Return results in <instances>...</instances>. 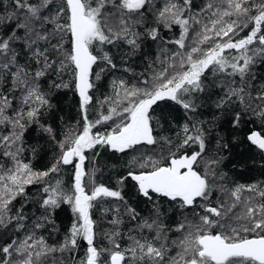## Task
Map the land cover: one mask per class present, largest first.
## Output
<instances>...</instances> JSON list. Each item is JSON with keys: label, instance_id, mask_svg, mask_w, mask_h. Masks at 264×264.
I'll return each mask as SVG.
<instances>
[{"label": "snow or ice", "instance_id": "1", "mask_svg": "<svg viewBox=\"0 0 264 264\" xmlns=\"http://www.w3.org/2000/svg\"><path fill=\"white\" fill-rule=\"evenodd\" d=\"M145 40L158 48L146 70L113 79L110 92L96 97L105 67H117L106 46H126L134 56ZM258 64L264 0H207L197 10L193 0H11V10L0 13V264H264V180L233 182L220 169L227 144L210 149L199 121L166 134L175 110L160 106L171 101L192 121L217 87L214 106L236 109L233 127L242 116L259 122L261 130L246 139L264 155ZM69 88L79 98L76 126L57 131L41 123L50 93ZM34 123L55 146L42 170L24 156ZM102 150L123 161L112 186L96 181ZM65 169L68 187L60 179ZM33 185L35 196L26 191ZM62 205L74 220L50 243L40 230L52 224L56 231Z\"/></svg>", "mask_w": 264, "mask_h": 264}, {"label": "trees", "instance_id": "2", "mask_svg": "<svg viewBox=\"0 0 264 264\" xmlns=\"http://www.w3.org/2000/svg\"><path fill=\"white\" fill-rule=\"evenodd\" d=\"M157 4H163L165 0H156ZM207 0H193L194 10L202 7L203 3ZM5 10H11V0H0V13ZM11 25H7L3 29V33H7ZM247 31V30H245ZM174 32L178 33V29H174ZM165 36L172 37L173 33L165 31ZM244 33H241L243 35ZM108 47L112 54L114 62L117 67L115 69L105 67V70L101 73V79L96 82V97L102 98L101 93L108 94L110 92L111 81L113 79L128 78L135 74L138 76L141 72H144L147 68V64L154 59L158 53L156 43L150 40H145L142 49L137 55L127 54L126 46H121L119 49L114 46ZM127 54V55H126ZM130 67L133 72L126 73L124 68ZM94 71H99L98 66H94ZM64 78L67 79L70 75V69H66L64 72ZM255 80L254 84H264V64H258L254 69ZM213 77H209V80H213ZM45 89L47 85L44 86ZM99 89V91H97ZM221 90L217 87H212L209 92L205 94L206 100L201 103L205 106L201 107L198 112L190 114L192 121L185 118L183 109H180L178 105H175L171 101H162L160 106L167 112L173 109V117L175 121L171 127H165L162 131H165L168 135H173L176 131H179L184 123H191L199 121L203 128L206 130L207 143L210 149H216L217 141L221 144L226 143L227 148L223 149V162L220 165V169L226 173L227 177L235 183H252L255 181L264 180V155H262L254 146L250 145L246 139L249 130H261L259 122L253 123L250 120L241 117V125L239 127H233L230 121L233 119L236 109L233 108L228 111L217 109L214 106V100L217 98L218 93ZM52 102V108L49 112L45 113L41 117L40 122L45 125H51L54 129L59 131L65 125L76 126V122L80 120L78 96L75 92L69 89H58L50 93ZM96 112L94 110L89 111V117L95 118ZM25 143L28 147V151L24 153L26 160L30 159L32 166L36 169L42 170L48 166L51 160L54 158L55 146L52 144L44 133L35 123L30 125L25 133ZM35 149V155H31L32 149ZM186 151H195L196 146L185 149ZM3 162V161H0ZM98 166L101 171L96 175L97 183H105L109 186L115 184L117 174L122 171L121 164L123 161L117 163L114 158V154L107 153L102 150L100 156L97 158ZM60 179L65 187L70 185L72 176L68 169H65L61 173ZM38 185H33L26 189L27 192L37 195ZM125 192H129V189H125ZM22 199V198H18ZM131 202L136 203V198L133 197ZM140 208H144L141 203ZM28 208H32L33 213L39 215L36 208L32 203L27 205ZM94 218L99 222L100 227H106V217L101 210L97 208L93 209ZM30 217L32 213H29ZM54 223L56 231L50 232L53 228L52 224H47L44 229L40 231L44 234L45 238L50 243L62 239L67 229H70L73 222V214L68 205H62L56 210L54 216ZM127 227V225H125ZM176 233H172L175 236ZM100 244L106 243L101 234L98 241ZM123 243V241H122Z\"/></svg>", "mask_w": 264, "mask_h": 264}]
</instances>
